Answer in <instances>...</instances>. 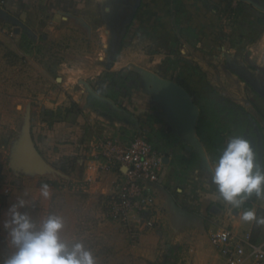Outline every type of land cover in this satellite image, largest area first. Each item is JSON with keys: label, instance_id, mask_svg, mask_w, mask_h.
<instances>
[{"label": "rangeland", "instance_id": "rangeland-1", "mask_svg": "<svg viewBox=\"0 0 264 264\" xmlns=\"http://www.w3.org/2000/svg\"><path fill=\"white\" fill-rule=\"evenodd\" d=\"M97 1L88 0L85 8L76 10V13H84L91 20L89 24L94 34L105 25L103 18L97 19L95 16ZM171 1L174 4L173 15L179 18L178 8L175 11L174 7L180 5L181 0ZM255 2L264 8V0ZM209 7L213 9V6ZM39 10L44 11L42 8ZM99 11L104 12L98 7ZM67 12L75 14L74 11ZM45 13L39 14V25L41 29L44 28L39 40L19 39L10 25L4 26L7 38L0 39V228L4 239L0 247V264L14 251L3 224L8 219L9 206L18 199L26 200V207L21 211L37 224L50 214L61 216L64 219L61 237L68 242L83 243L92 251L97 264H225L208 242L212 227L216 224L223 226L221 221L215 222L219 218L211 213V209L202 217L195 207L178 201L177 206L187 212L186 215L173 210L170 224L156 228L142 240L134 242L123 228L107 218L104 198L92 197L85 192L83 183L73 182L71 167L65 164L50 165L52 170L42 171L35 166L19 165L18 151L26 136L27 117H30L32 130L34 119L39 112L42 114L44 102L65 89L70 91L64 102L67 103L65 108L74 109L76 103L73 96L84 88L79 80L93 82L98 91H106L102 82L105 71L98 75L96 72L101 68L95 65L101 61L100 57L108 59L104 45L109 49L111 46L118 48V35L114 33L112 38L107 37L111 28L97 39H89L87 33L81 34L83 36L76 34L75 31L80 32V29L73 27H70L71 35L66 32L68 37L62 40L44 39V35L54 37V28H48V24L53 26L47 21L55 18L54 13ZM115 15L107 17L113 19ZM218 15H222L223 29L217 39L222 50L216 48L207 52L198 48V36L190 33L174 38V35L168 33L167 36L162 31L156 37L151 31L152 24L144 23L136 29L137 35H133V38L128 35L127 45L116 57L122 59L125 65L133 63L145 69L154 68L160 76L180 83L196 103L204 105L201 117L214 121L215 129L224 130L205 148L211 166L231 136L244 137L250 130L258 145L259 140L248 114H258L255 105L263 102L236 71L243 74L241 70L250 69L264 77V9L258 10L241 0L235 8L218 11ZM64 25L61 22L56 29H63ZM108 25L117 32L114 20ZM159 25L165 27L164 23ZM178 25L177 22L173 26L175 32L180 30ZM52 67H59L61 71L52 72ZM195 68L201 69L205 80L196 74ZM130 72V69L124 68V75L121 76H129V82L138 86V76L130 75ZM68 76H71L68 86L56 80ZM128 94L130 92H124L125 96ZM112 114L118 120L131 121L121 114ZM141 131L136 133L147 137ZM254 149L258 161L259 148L256 146ZM204 170L195 184L196 196L208 190L217 191L214 184L209 187L212 174ZM51 183L56 185L52 186ZM44 184L49 186L47 198L41 194ZM6 189L10 190L8 194L5 193ZM169 191L174 199L179 194L175 189Z\"/></svg>", "mask_w": 264, "mask_h": 264}, {"label": "crops", "instance_id": "crops-1", "mask_svg": "<svg viewBox=\"0 0 264 264\" xmlns=\"http://www.w3.org/2000/svg\"><path fill=\"white\" fill-rule=\"evenodd\" d=\"M87 1L2 0L1 9L9 16L14 17L18 23H14L11 19L0 16V39H3L2 37L7 38L5 37L6 29L4 26L10 25L14 33L19 36V39L29 38L39 40L44 30L39 25V14L41 12L45 13V11L46 15L49 12L50 14L54 13L53 16L55 18L47 21L51 22L53 26L51 27L48 24V28H54V37L44 35V39L62 40V38L68 37L65 34L66 32L71 35L70 27L80 29V32L75 31L76 34L81 35L87 33L89 39H97L98 36L102 37L107 32L110 28L108 24L113 21L107 15L119 13L121 11L120 8L124 9L132 0H98L97 5L94 7L96 8L95 16L97 19L103 18L105 25L99 27L95 31V34L94 31H91L89 24L91 20L87 19L84 13H76L77 9L86 7ZM238 1L241 0H181L180 5L177 4L174 7L175 11L178 8L180 13V17L176 18L173 15L172 6L174 4L171 0H142L139 15L136 16L132 23L133 25L129 28L130 32L128 31V35H131V38H133V35H137L138 33L136 29L139 28V25L144 23L152 24L151 31L155 33L156 37L157 35H161L160 33L162 31H165V35L167 36L168 33L171 36L174 35V38H181L186 33H190L198 36V48L207 52L216 48L220 49L221 47L218 46L217 39L223 28L221 25L222 15H218V11L221 12V10L230 7L235 8ZM244 1L253 8L258 10L264 9L255 0ZM210 5L213 6V9L209 7ZM98 7L104 12L99 11L98 13ZM40 8L44 11H40ZM217 9L219 10L217 11ZM64 11L65 13H63ZM67 11H74L75 14L73 15V13H68ZM176 21L179 23V32L173 30L174 24H177ZM61 22L63 25L65 24L63 29H56ZM163 23L165 24V29L159 25ZM17 28H20L19 33L16 32ZM109 34L107 37L112 38L114 30L110 29ZM128 35L126 39H129ZM126 45L127 42L125 41L123 47L121 46L120 53ZM103 47L105 48V52L108 53L109 47H106V45ZM99 59L101 61L96 62L95 65V67L101 68L96 72L98 75L102 71L122 73L121 75H124V68L134 72L130 67L133 63L125 65L122 59L118 60L117 58L112 67L108 68L106 66L108 59L102 57ZM51 69L52 72L55 71L56 73L61 71L59 67H52ZM147 70L159 74L154 68L150 67ZM241 71L264 88V77L259 73H254L250 69H243ZM56 80L57 82H64L63 86H68L71 76H68L66 79L57 78ZM79 81L84 88L78 91V95L73 96V101L76 103L74 104V109L69 107L66 110L65 108L67 107V103L64 102L67 100V95H70V91L65 89L62 93L58 92L53 94L51 98H48L44 102L42 114L39 112L32 123L34 144L43 159L48 162V165L65 164L71 167V178L73 182L83 183L85 192L92 197L106 199L111 192L115 177L99 171L98 166L100 163L97 160V142L105 138L129 140L138 134L136 131L142 130L141 132L148 137L146 138L152 144L153 148L161 153L164 159H167V163H164L160 181L155 186L158 201L155 225L153 228H146L139 240L154 232L156 228L165 227L167 224H170L174 210L171 201L175 203L179 201L189 207H195L202 217H205L211 209V213L219 218L215 222L219 223L221 221L223 223L221 225L223 226L214 225L209 231V234L212 230L219 227L231 228L240 236L251 235L253 243L264 247V225L258 226L255 222L244 223L240 219L247 205L251 206L250 209L255 210L257 216H264V200H257L255 195H253L244 202L240 209H234L231 205L223 201L217 191L213 192L208 190L206 193H200L196 196L194 193L197 190L195 188L196 183L201 179L205 170L200 162H195L196 154L186 151L184 142H182L180 136L177 134L165 111L161 109L160 104L155 100V95L148 92L149 87L146 84L142 82L138 86H134L133 82L128 81L127 88L122 89L117 87L114 89L108 83L105 84L106 92L109 94L107 98L116 102L120 108H123L132 117H135L137 120L135 122L133 120L128 121V119L118 120L114 118V114L112 113L117 112L111 111L104 104L94 99L89 92L86 84L93 91L101 95V91H98L95 84L87 80ZM244 82L246 83L245 80ZM127 91L130 94L125 96L124 92ZM257 96L263 102L261 105H255L258 114L255 115L253 112H250V115L259 123L264 134V99L258 94ZM211 185L212 182L210 181L209 187ZM170 189H175L179 192L175 199L171 195ZM209 234V245L217 256L224 261L211 245Z\"/></svg>", "mask_w": 264, "mask_h": 264}, {"label": "clouds", "instance_id": "clouds-1", "mask_svg": "<svg viewBox=\"0 0 264 264\" xmlns=\"http://www.w3.org/2000/svg\"><path fill=\"white\" fill-rule=\"evenodd\" d=\"M211 182L219 196L234 209L255 195L264 200V167L257 161L251 141L243 136H231L211 167ZM49 186H41V194L49 196ZM26 200L18 199L7 210L8 219L3 227L14 248L3 264H97L92 251L78 241L68 242L61 237L64 219L48 215L39 224L21 209ZM244 223L264 225V216H257L254 209L243 211Z\"/></svg>", "mask_w": 264, "mask_h": 264}, {"label": "built area", "instance_id": "built-area-1", "mask_svg": "<svg viewBox=\"0 0 264 264\" xmlns=\"http://www.w3.org/2000/svg\"><path fill=\"white\" fill-rule=\"evenodd\" d=\"M96 148L99 171L115 177L105 199V215L135 242L146 228L155 225V186L160 181L164 157L140 134L129 140L105 138ZM209 241L226 264H264V247L253 243L249 234L240 236L231 228L219 227L210 232Z\"/></svg>", "mask_w": 264, "mask_h": 264}, {"label": "water", "instance_id": "water-1", "mask_svg": "<svg viewBox=\"0 0 264 264\" xmlns=\"http://www.w3.org/2000/svg\"><path fill=\"white\" fill-rule=\"evenodd\" d=\"M135 1L136 4L133 7V13L131 14L128 22L124 25V34H126L128 26L130 25L138 8L142 3V0ZM1 2L2 0H0V16L11 19L14 23H18V21L14 17L9 16L5 11L1 9ZM120 10L122 11L123 8H120ZM110 28L112 29V27ZM16 32L19 33L20 28H17ZM121 46L122 40H119L117 49H114L113 46H111V48L109 49L108 63L106 64L108 68L112 67L114 61L116 60L117 54L120 52ZM130 67L138 76L140 83L143 82L149 87L148 92L155 95V100L160 104L161 109L165 111L177 134L180 136L182 142H184L186 151L195 153L200 159L201 166L212 174V166L210 164L205 146L197 135L198 120L200 118L201 110L199 105L193 99L191 93L180 83L166 79L159 74L147 70L141 66L132 64ZM236 72L246 81V83H248L254 89V91L260 97L264 99V88L262 86L254 82L246 74L244 75V73L242 74V72L240 73L238 70ZM86 85L94 99L104 104L111 111L117 112L124 117H129L131 120L137 122L135 117H132L123 108H120L116 102L110 100L107 97L99 95L98 93L93 91L88 84ZM250 119L252 124L254 125L255 132L259 140L258 162L262 167H264V134L257 121L253 117H250ZM27 121L28 122L25 127L26 136L25 139L20 143V149L18 151L20 158L19 165L21 164L26 167L35 166L38 167L37 170L42 171L49 169L52 170V167L46 163L34 144L29 116L27 117ZM164 163H167L166 158L164 159ZM171 202L174 210H179L184 215L187 214V212L180 209L174 201Z\"/></svg>", "mask_w": 264, "mask_h": 264}, {"label": "trees", "instance_id": "trees-1", "mask_svg": "<svg viewBox=\"0 0 264 264\" xmlns=\"http://www.w3.org/2000/svg\"><path fill=\"white\" fill-rule=\"evenodd\" d=\"M261 22H262V20H261ZM123 44H124V40H123V43H122V47H123ZM195 69H196L195 70L196 74L197 73L200 74L202 80H205V74L201 71V69L200 68H195ZM131 74L132 75H136L135 72H130V75ZM129 78H130L129 76L128 77L121 76L120 73L107 71L102 76V82H103V84L108 83L109 85H112L113 88L117 87L119 89H122V88H127V83L129 81ZM100 94L103 95V96H106V97L109 96V94L106 91H101ZM197 104L199 105L200 110H201L200 118L198 120L197 135L201 139V141L204 144L205 148H207L208 143L211 140L217 139L224 132V130H222L221 128L215 129L214 128V121L208 120V119H203L201 116L203 114V110L205 109V107H204L203 104H200V103H197ZM48 113H50V112H48ZM248 115L250 117H253L250 114H248ZM261 130H262V128H261ZM195 162H198V163L200 162V159H199V157L197 155L195 157ZM51 185L55 186L56 184L55 183H51ZM250 208H251L250 205L246 206V210L250 209ZM3 240L4 239H3L2 235H1V228H0V247L3 245Z\"/></svg>", "mask_w": 264, "mask_h": 264}, {"label": "flooded vegetation", "instance_id": "flooded-vegetation-1", "mask_svg": "<svg viewBox=\"0 0 264 264\" xmlns=\"http://www.w3.org/2000/svg\"><path fill=\"white\" fill-rule=\"evenodd\" d=\"M136 1L132 0L131 3H129L128 6H126L122 11L119 12L118 15H115L116 17H114L112 20H114L115 23V28L117 30V32L115 31L114 33L116 35H118V40H123L124 42L126 41L127 35H128V31L129 28L131 27L132 23L134 22L140 7L138 8L133 20L131 21L130 25L128 26L127 32L126 34H124V25L128 22V20L130 19L131 14L133 13V7L135 6ZM113 22V21H112ZM244 138L248 139L249 141H251V144H253V147L256 148V146L258 147L257 143L255 144V141L257 140L256 137H254V134L252 133V131L248 130L246 132V134L244 135Z\"/></svg>", "mask_w": 264, "mask_h": 264}]
</instances>
